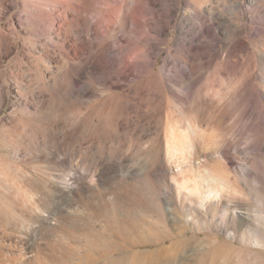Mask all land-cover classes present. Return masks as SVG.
<instances>
[{
  "label": "rangeland",
  "instance_id": "rangeland-1",
  "mask_svg": "<svg viewBox=\"0 0 264 264\" xmlns=\"http://www.w3.org/2000/svg\"><path fill=\"white\" fill-rule=\"evenodd\" d=\"M23 1L0 7V33L9 23L18 33L0 56V264H264V249L248 243L264 239V0H179L167 39L147 36L166 85L150 95L131 84L135 62L97 74L80 64L90 94L70 93L64 57L50 46L51 72L38 82L23 52L33 39L20 25ZM187 18L199 26L195 52ZM185 59L197 65L190 92L172 83ZM121 94L122 111L103 110ZM166 122L195 140L190 162L166 157ZM208 171L240 195L200 207L204 199L181 184H200ZM235 213L249 217L238 223Z\"/></svg>",
  "mask_w": 264,
  "mask_h": 264
},
{
  "label": "bare ground",
  "instance_id": "bare-ground-1",
  "mask_svg": "<svg viewBox=\"0 0 264 264\" xmlns=\"http://www.w3.org/2000/svg\"><path fill=\"white\" fill-rule=\"evenodd\" d=\"M162 3L163 0L23 1L22 7L24 11L20 25L24 26L25 33H30L33 37V39L25 38L26 43L23 52H27L26 56L32 60L30 64H32L34 72L33 77H36V80L41 83L45 79V74L51 72L49 65L54 59L51 55V49L48 48L50 46L59 52L61 51V57L65 59L62 60L64 65V72L62 73L68 74L67 76L65 75L66 79L70 78L72 84L70 88L68 82V84H65V88H63L66 91H70V93L72 91L75 94H90V89L85 83L80 86L82 78L86 76L84 67L89 65L88 67H91L93 73L97 74L98 71L105 68L114 67V64L118 66V70H121L130 62H135L132 70L133 79L131 84L136 83L137 90L145 93L148 92L149 95L153 92L161 91L166 86L164 77L160 72H154L159 53L152 51L147 36L150 33H154L161 37L162 40L167 39L169 25L177 21L176 12L179 8V0H164L163 4L166 7L164 15L166 20L161 15L163 14L160 9ZM12 6L10 3H7V0H0V7L6 13L13 8ZM91 6H94V8H91ZM148 16H152L150 18L154 22L143 25L142 21H145ZM195 16L196 20H198L200 17L198 11L194 12ZM90 19L93 21L91 22L94 24L93 27H91ZM185 23L188 27L185 34L192 37V46L190 48L195 52L197 32H199L197 29L199 26L193 18H187ZM183 25L184 23L178 25L179 30L182 32L184 30ZM7 29L8 34L0 33V56H8L14 50L11 40L14 39L15 41L18 36L11 23L7 25ZM70 31L71 36L68 38ZM84 32L87 37L83 39L81 33ZM89 32L90 34H88ZM43 33H45L46 38L39 40V34ZM9 34H12L14 38L11 39ZM41 41H44V43L41 44ZM64 47L66 50L62 49ZM116 48L118 54L114 56L113 52ZM92 49L94 50L93 53L90 52ZM36 54L38 57L35 56ZM82 55L85 56L84 59L79 60L78 64H73L75 59ZM180 61L182 62V68L179 67L175 71L172 83H183L186 92H190L194 89L197 82V65L196 62L192 63L188 59ZM84 63V67L80 66V64ZM162 66H165L164 62H162ZM61 77L63 78V75ZM45 84L42 83L41 85ZM114 88L122 90V87L119 86ZM46 90L41 89L39 91L41 98L48 96ZM132 92V89L129 88L126 93ZM107 100L110 101H105L102 108L105 111H110L109 114L120 112L126 107L127 99L124 94L115 95ZM66 131V126H64L62 128L63 135ZM188 132L182 131L180 127L174 126L171 122H166L161 127L158 141L164 144L166 157L170 162L172 161V164L178 154L190 162L191 157L196 153L197 144L188 135ZM230 182L226 175L218 171H208L205 174L204 182L193 187H189L187 182H183L181 188L190 194H197L201 199H204V201L201 200L198 203L203 208L204 206L207 207L208 203H210L209 201H215L216 204L222 197L229 199L230 193L240 195L238 187L234 185L235 183L231 182V184ZM236 201H238L237 204H240L239 200ZM261 215L263 216V213ZM262 216L257 217L258 221L264 222V217ZM248 217L249 215L247 214L235 213L233 219L238 223H244ZM252 238L254 240L248 239V243L253 244L252 242H254L255 245L264 249V239L262 236H258L257 234L256 236L252 235ZM228 257L226 256V259Z\"/></svg>",
  "mask_w": 264,
  "mask_h": 264
}]
</instances>
